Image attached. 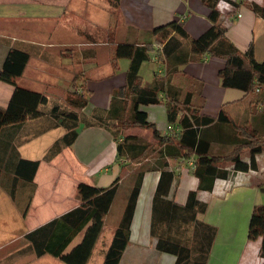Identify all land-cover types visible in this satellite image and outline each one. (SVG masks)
<instances>
[{
	"label": "crops",
	"instance_id": "obj_1",
	"mask_svg": "<svg viewBox=\"0 0 264 264\" xmlns=\"http://www.w3.org/2000/svg\"><path fill=\"white\" fill-rule=\"evenodd\" d=\"M221 1L227 3L224 5ZM98 2L102 3L98 5ZM83 4L101 8L106 22L94 23L89 28L77 23L73 16L81 14ZM252 4L264 7V0H218L216 7L227 39L240 52L252 45L255 59L262 61L264 18L252 10ZM207 15L208 7L200 0H119L116 8L108 0H0V69L10 48L28 52V61L17 78L31 86L21 85L16 78L17 85L48 96L57 93L55 97L60 100L62 93L82 90L87 103L79 109L81 114L95 115L96 122L106 124H79L74 142L50 161L41 158L51 143L43 142L38 156H29V148L37 143L40 146L41 138L50 130L16 144L15 141L34 130V124L21 122L2 128L0 163L5 166L9 162V170L1 169L2 187H11L12 171L18 159L40 160L27 206L28 217L34 219L29 230L76 207L80 203L76 195L79 182L107 187L117 178L116 194L104 217L100 238L113 211V223L118 224L128 193L140 178L129 240L118 264H174L173 255L156 250V240L150 233L152 200L164 169L172 173L168 199L182 206L188 193L195 191L197 200L206 205L204 212L196 216L215 228L205 264H263L260 238L248 239L247 228L253 206L264 203V148L254 156L255 169L234 171L230 162H219L217 168L228 172L226 178H216L210 190H198V179L193 173L196 155L192 152L177 156L179 151L172 144L182 133L177 121L167 120L172 100L180 107L187 104L197 109L199 115L215 119L199 127L196 136L198 145L210 155H228L243 141L237 127L254 131L256 139L264 140V86L251 92L221 86L218 71L225 61L208 53L196 56L190 52L185 63L170 65L162 53V44L155 42L151 33L153 28L176 20L188 39L197 38L210 26ZM73 19L75 22L68 25L67 21ZM7 22L20 27L22 34L17 30L6 31ZM28 22L31 37L25 36L28 33L23 29V24ZM33 22H50L46 40H40L39 33L30 30ZM55 26L60 34L58 40L52 34ZM119 43L151 44L147 60L139 66L138 76L141 87L158 88L157 101L141 104L138 110L145 112L159 140L148 128L131 126L121 132L108 128L133 114L131 96L117 93L125 87L129 66L128 58L113 59L112 51ZM101 56L105 60L100 62ZM62 72L68 76L63 78ZM7 85H0V104L6 103L12 91V86ZM220 110L229 121L217 120ZM169 124L174 126L173 131L168 130ZM122 141V155L118 156L116 145ZM148 145L153 148L147 154L132 160ZM239 157L249 162L251 154L244 149ZM162 163H166L165 168L161 167ZM1 178L9 180L1 182Z\"/></svg>",
	"mask_w": 264,
	"mask_h": 264
},
{
	"label": "trees",
	"instance_id": "obj_2",
	"mask_svg": "<svg viewBox=\"0 0 264 264\" xmlns=\"http://www.w3.org/2000/svg\"><path fill=\"white\" fill-rule=\"evenodd\" d=\"M108 1L114 8L118 6L119 0ZM200 1L208 7L207 19L210 26L199 37L188 39L183 27L176 20L152 29L151 33L155 37V42L162 44V53L166 62L176 67L188 60L190 52L196 56L208 53L225 61L223 68L218 71L221 86L239 88L244 92H251L255 88L264 86V58L262 61L255 59L252 45L244 52H240L227 39L226 28L221 23L220 12L216 7L218 0ZM251 7L254 12L264 18V7L257 4H252ZM149 47L151 44L119 43L114 46L112 51L114 60L129 59V66L125 73V87L119 89L117 93L120 95L127 93L131 96L133 114L130 118L120 119L117 123L108 125V128L116 132L131 126L148 128L152 130L154 138L159 140L160 137L153 124L147 120L145 112L138 110L141 104L157 101L158 88L141 87L138 76L141 62L148 58ZM28 58V52L12 47L3 60L0 81L12 86V91L6 103L0 104V131L9 125L31 122L35 128L25 138L15 141L16 144H20L47 130L62 128L63 134L51 142L41 158L43 161H50L74 142L79 124L82 123L84 126L96 124L106 126V124L100 120L96 122L95 115L89 117L81 114L79 109L87 103L86 94L82 90L65 93L60 100L17 85L16 78L22 74ZM50 101L52 104L47 108ZM220 119L229 121L223 114V110L219 111L217 120ZM167 120L170 123L177 121L182 127L180 137L172 143L179 151L177 156H187L192 152L196 155L193 173L198 179V190H210L216 178H226L228 172L217 168L219 162H230L234 171H248L256 168L254 156L264 148V140L256 139L254 131L237 127L236 129L243 136V141L228 155L214 156L202 149L198 145L200 141L197 142L196 138L198 128L213 123L214 118L199 115L197 109L187 104L180 107L176 101L172 100L167 109ZM123 142L116 145L118 156L122 155ZM152 148L153 145H148L138 156L132 157V160L141 159ZM244 149H248L251 154L249 162H244L239 157ZM39 164V159H18L12 171L13 177L9 188L12 198L16 195L19 185H28L32 193L34 176ZM7 165L9 162H6L5 166L0 163V175L1 169H8ZM165 166L166 163H162L161 167L165 168ZM171 178L170 171L164 169L161 171L152 200L150 233L156 240L155 248L159 252L173 255L174 264H205L214 239L215 228L199 221L196 216L204 212L206 205L197 200L195 191L188 193L186 203L182 206L168 199L166 196ZM117 180V178L114 179L107 187L79 182L76 185V195L80 203L42 225L24 232L22 238L26 247L22 251L32 250L38 257L49 254L65 264H87L102 232L104 217L114 200ZM139 189L140 178L128 193L124 210L104 253L102 264L119 263L129 240L130 222ZM31 193L27 199V205ZM77 236H80L79 242L68 250ZM247 238L250 240L260 238L259 254L264 264V203L256 204L252 208Z\"/></svg>",
	"mask_w": 264,
	"mask_h": 264
},
{
	"label": "rangeland",
	"instance_id": "obj_3",
	"mask_svg": "<svg viewBox=\"0 0 264 264\" xmlns=\"http://www.w3.org/2000/svg\"><path fill=\"white\" fill-rule=\"evenodd\" d=\"M101 3L102 2H98L97 4L100 5ZM3 9L5 8L3 7ZM114 14L117 15L116 12H114ZM73 17L76 18L77 23H81L82 26H85L87 28H89V25H92L94 23L102 25L106 22V19H104L103 17L101 8H97L94 5L92 8L90 7L88 8L87 4H85L81 14H78L76 17L75 16ZM115 19H117V17H115ZM64 20L65 19H63L62 21ZM74 20L75 19L69 22L67 21V24L69 25V23L71 22L74 23L75 22ZM30 25H31L30 30H32L34 33H39L37 35L39 36L38 38L40 40L47 39L48 35H46V33L48 30L51 29L50 22L38 23V24H35V22H33ZM5 29L6 31L17 30L20 34H22V29L20 27L12 26L9 23L5 25ZM23 29L26 31V33H28L25 36L27 37L32 36V34H30L27 31V29H29V22L23 24ZM57 29L58 26H55L54 31L52 32V34L54 33V40L60 39L59 31H56ZM104 60L105 58L101 56L100 62ZM61 74L63 78H66L68 76V73L66 74L62 72ZM17 82L20 83L21 85L31 86L30 83H27V81H23L18 78H17ZM0 85H6L7 87H9L4 82H0ZM32 88H39V87L34 86ZM74 91H78V90L75 89ZM71 92L73 91L70 90L67 93H71ZM64 94L65 93H62V96ZM1 95L2 93H0V98ZM55 95H57V93ZM55 95H51V96L55 97ZM1 104L3 105L4 103ZM51 104L52 103L50 101L46 107L47 108L50 107ZM63 132H64L63 129L60 127L51 129L46 134V136L41 138L40 141L42 143L40 144V146L37 143L35 144L36 147L33 146V148H29L30 150L29 156L30 157L38 156L40 150H42L41 146H43L44 144L43 142L50 144L54 139L61 136ZM33 142L34 140L31 142V144H33ZM4 180H9V179L1 178V182H4ZM30 193H31V188L28 185L26 186L19 185L18 188L16 189V195L14 196V198H12L10 196L9 189H6L0 185V264H65L49 254H45L38 257L33 254L32 250L22 251L26 247L25 246L26 243L23 240L22 235L26 230H29L33 226V220H34L28 217L27 199ZM109 217L111 218H109V222L106 223L103 235L99 238L96 245L94 246L92 250V254L87 264H102L104 253L107 250L112 240L113 231L117 226L116 222L113 223V219H115L114 211L111 213V215H109ZM79 240H80V236L75 237L73 242L68 247V250H70L76 243H78Z\"/></svg>",
	"mask_w": 264,
	"mask_h": 264
},
{
	"label": "built area",
	"instance_id": "obj_4",
	"mask_svg": "<svg viewBox=\"0 0 264 264\" xmlns=\"http://www.w3.org/2000/svg\"><path fill=\"white\" fill-rule=\"evenodd\" d=\"M220 3H221V4L224 3V5H225L227 2H226V1H221ZM220 3H218V4H220ZM255 90H258V88H256ZM168 130L173 131V130H174V126H173L172 124H169V125H168ZM192 165H193V164H192Z\"/></svg>",
	"mask_w": 264,
	"mask_h": 264
}]
</instances>
